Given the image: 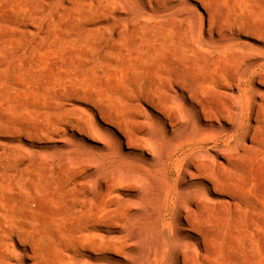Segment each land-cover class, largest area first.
Segmentation results:
<instances>
[{"label": "rangeland", "instance_id": "1", "mask_svg": "<svg viewBox=\"0 0 264 264\" xmlns=\"http://www.w3.org/2000/svg\"><path fill=\"white\" fill-rule=\"evenodd\" d=\"M198 93L209 122L186 102ZM169 114L185 121L179 143L198 141L180 154L210 165L218 151L239 155L214 170L234 188L210 195L211 240L196 264H264V0H0V180L25 188L21 174L33 170L54 264L87 258L73 242L101 182L119 189L110 203L119 222L130 218L115 229L125 245L117 264H152L148 192L166 182L184 197L204 192L196 181L180 186Z\"/></svg>", "mask_w": 264, "mask_h": 264}, {"label": "bare ground", "instance_id": "2", "mask_svg": "<svg viewBox=\"0 0 264 264\" xmlns=\"http://www.w3.org/2000/svg\"><path fill=\"white\" fill-rule=\"evenodd\" d=\"M146 52H149V50ZM139 55V51L136 52V60H138ZM182 70L183 72L187 71L185 67ZM217 71L218 67L213 66L211 68V81H215ZM217 80L219 82L218 78ZM189 89L190 86L186 85L182 87V92H188ZM186 99L194 113L200 117L201 123L209 122L208 109L202 104V99L199 100V93ZM164 118L163 126L167 140L174 145L178 156H176L174 161L176 171L181 168L182 179L180 186L186 185L188 181H196L203 187L204 190L200 189L204 192L184 197L182 196V190L177 191L173 187L170 189L166 188L168 187L166 185L167 182L148 192V215L152 221L150 224L156 228V243L146 250V256L152 264H196L198 260L205 259L204 253L207 252V247L211 240V221L208 214L213 199L210 195L218 199L217 193H221V195L230 193V190L234 188V183L227 176L215 177L214 170H218L217 173L225 171L227 169L225 163H227L228 159L239 155L236 150L229 155L218 151L216 155L211 157L213 165H210L205 161V157L195 155L197 152L194 155L180 154L186 146L197 145L196 142L198 141L179 143V140L175 139L176 124H181L182 122L185 124V121H178L177 118L175 120L170 114ZM216 132L213 133L215 134ZM143 141L149 147H156L159 144V141H152L147 137H144ZM129 145H131L130 142ZM145 150L147 151V149ZM169 152L164 149L161 159L157 162L158 165L168 159ZM224 161L226 162L224 163ZM228 162L230 163V161ZM21 175L27 178L25 188H21L16 184L17 186L11 189L7 183H3L0 180V264H54L52 255L40 239L41 229L38 221L39 211L37 193L35 191V174L33 170H28ZM159 180L161 179L159 178ZM105 184L101 182L96 192L91 196L89 195L90 197L84 210V228L81 236L73 242L76 249L88 254L82 264H117L116 257L120 255L121 251L124 252L125 250V245L121 246L120 237L116 234L115 229L127 225L130 218L124 219V223L119 222L116 211L120 209L116 210L110 206L113 200L119 201V189L116 185L111 188L108 185L105 186ZM219 199L222 200V198ZM123 208L127 207L123 206ZM165 218L169 219L166 224L164 223ZM151 225L148 224V226ZM103 226L108 227L112 231L110 233L107 232V235H105L102 231ZM165 233L172 239L169 245L165 243ZM139 237L138 234L129 236L130 240L139 239ZM131 264L133 263L131 262Z\"/></svg>", "mask_w": 264, "mask_h": 264}]
</instances>
